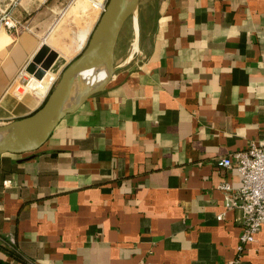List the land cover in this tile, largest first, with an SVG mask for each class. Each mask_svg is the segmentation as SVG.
<instances>
[{"label": "crops", "instance_id": "1", "mask_svg": "<svg viewBox=\"0 0 264 264\" xmlns=\"http://www.w3.org/2000/svg\"><path fill=\"white\" fill-rule=\"evenodd\" d=\"M89 1L0 0V17L11 9L18 22L0 27V125L40 107L35 91L18 95L13 82L42 43L59 53L47 83L76 55L106 0ZM67 14L80 23L65 20L58 42L45 41ZM138 18V49L126 63L132 21L104 90L31 159L0 156V264L238 257L242 211L227 209L218 185L237 186L241 174L217 161L264 140V0H141ZM263 237L239 264H264Z\"/></svg>", "mask_w": 264, "mask_h": 264}, {"label": "water", "instance_id": "2", "mask_svg": "<svg viewBox=\"0 0 264 264\" xmlns=\"http://www.w3.org/2000/svg\"><path fill=\"white\" fill-rule=\"evenodd\" d=\"M141 0H106L87 41L62 70L45 101L34 112L0 125V156L5 154L34 157L49 140L53 131L70 113L77 111L89 98L104 90L119 69L116 47L129 18L135 37L126 63L133 58L140 40L138 11ZM59 53L47 43L28 63L26 70L34 79H42ZM34 82V81H32Z\"/></svg>", "mask_w": 264, "mask_h": 264}, {"label": "built area", "instance_id": "3", "mask_svg": "<svg viewBox=\"0 0 264 264\" xmlns=\"http://www.w3.org/2000/svg\"><path fill=\"white\" fill-rule=\"evenodd\" d=\"M17 1L18 0H12L13 4ZM103 8L104 4L100 7L101 12ZM2 26L8 29L18 27V22L13 17L11 9H7L2 13L0 17V27ZM86 41L74 57L80 53ZM73 58H71L68 63ZM26 67L27 66H24L19 70L13 82L14 91L18 95H24L27 92L35 91V93L39 95L41 99L40 103L42 104L53 89L64 67H61L58 74L50 79L48 83L44 78L40 80L34 79L33 76L27 72ZM32 81L36 82V87L34 89L29 87ZM217 163L222 167L235 166L241 174V183L237 186L228 182H223L218 185V188L225 193V205L227 209L239 208L242 211L243 232L240 237V244L238 245L239 255L237 258L230 261V264H239L241 262L240 253H242L245 245L249 242L256 241L257 233L264 232V140L252 141L248 148L221 157L218 159ZM217 218L222 219L223 214H219Z\"/></svg>", "mask_w": 264, "mask_h": 264}, {"label": "rangeland", "instance_id": "4", "mask_svg": "<svg viewBox=\"0 0 264 264\" xmlns=\"http://www.w3.org/2000/svg\"><path fill=\"white\" fill-rule=\"evenodd\" d=\"M82 3V2H81ZM83 3H85L86 4V6L90 3V1L89 0H83ZM105 3V2H104ZM103 3V4H104ZM90 5V4H89ZM99 10V9H98ZM68 19H74L75 21H78V23H80V21H81V18L79 17V16H68V14L65 16V17H59L57 20H56V22H55V24L51 27V29H50V31L47 33V35H45V38H44V40L45 41H47V42H51V44H53L55 41H56V43L58 42V40L57 39H55V41L53 40L54 38L53 37H55L56 38V33L58 34L59 33V31L60 30H58L59 29V26L61 25V23H64V21L66 20H68ZM98 19V18H97ZM131 23H132V19L131 18H129L128 20H127V22H126V24H125V27H124V30H123V32H122V36H121V39H120V43H121V41L123 42V40H124V38H125V35L127 34V32L129 31V27H130V25H131ZM57 25V26H56ZM58 30V31H57ZM84 39V38H83ZM55 43V44H56ZM120 47V46H119ZM65 53V52H64ZM74 54H76L75 53V51L70 55V56H72V55H74ZM73 57V56H72ZM68 60L70 59V57L68 56V58H67Z\"/></svg>", "mask_w": 264, "mask_h": 264}, {"label": "bare ground", "instance_id": "5", "mask_svg": "<svg viewBox=\"0 0 264 264\" xmlns=\"http://www.w3.org/2000/svg\"><path fill=\"white\" fill-rule=\"evenodd\" d=\"M87 38V37H86ZM85 40V39H84ZM86 41V40H85ZM84 44V43H83ZM29 87H32L33 89L36 87V82H32Z\"/></svg>", "mask_w": 264, "mask_h": 264}, {"label": "trees", "instance_id": "6", "mask_svg": "<svg viewBox=\"0 0 264 264\" xmlns=\"http://www.w3.org/2000/svg\"><path fill=\"white\" fill-rule=\"evenodd\" d=\"M8 161V160H7Z\"/></svg>", "mask_w": 264, "mask_h": 264}]
</instances>
